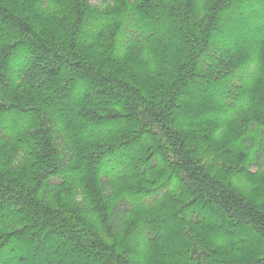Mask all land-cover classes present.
I'll return each mask as SVG.
<instances>
[{
	"label": "trees",
	"instance_id": "16d2710c",
	"mask_svg": "<svg viewBox=\"0 0 264 264\" xmlns=\"http://www.w3.org/2000/svg\"><path fill=\"white\" fill-rule=\"evenodd\" d=\"M0 264H264V0H0Z\"/></svg>",
	"mask_w": 264,
	"mask_h": 264
},
{
	"label": "rangeland",
	"instance_id": "374dc122",
	"mask_svg": "<svg viewBox=\"0 0 264 264\" xmlns=\"http://www.w3.org/2000/svg\"><path fill=\"white\" fill-rule=\"evenodd\" d=\"M105 0H90V3L94 4V5H99L102 2H104ZM252 170H255V168H252Z\"/></svg>",
	"mask_w": 264,
	"mask_h": 264
}]
</instances>
